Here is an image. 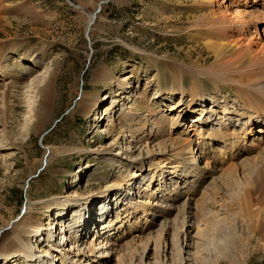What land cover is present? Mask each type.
Here are the masks:
<instances>
[{
	"label": "rangeland",
	"instance_id": "obj_1",
	"mask_svg": "<svg viewBox=\"0 0 264 264\" xmlns=\"http://www.w3.org/2000/svg\"><path fill=\"white\" fill-rule=\"evenodd\" d=\"M194 1L0 0L1 249L11 247V242H3L11 236L12 222L19 218L30 197L36 202L35 219L45 225L58 220V224H65L67 229L65 244L71 249L65 250L68 254L58 252L63 243L58 235L60 229L57 234L45 230L39 238L32 239L41 245L47 262L54 259L55 264H117L118 261L121 264H237L235 259L245 255L246 264H264V200L257 201V197L262 198L264 189L259 193L253 191L255 209L261 210L254 232L248 222L239 217L236 202L240 189L248 185L242 183L241 186L238 180L253 177L254 170L240 165L235 173H224L223 179H219L220 170L209 171L210 175L202 180L193 197L198 202L196 208L190 209L191 215L186 214L184 208L186 197L168 199L173 193V183L165 185L164 197L161 192L152 197V191L145 189L150 178L148 170L140 176L132 175L142 172L139 171L141 160H146L147 168L151 160L157 161L164 153L163 143L168 142L169 135L165 126L179 116L178 112L186 108L190 99L188 93H170L165 58L182 57L189 64L204 67L213 61L202 41L188 39L190 30L204 14L192 6ZM92 16L94 21L89 23ZM150 57L158 67L152 65ZM111 74L126 78L131 87L125 90L114 84L106 86L105 79ZM232 85L223 83L219 91L206 80L207 96L216 97L219 106H214L209 99L195 105L193 112L181 113L180 130L188 129L193 123L198 125L193 120L203 115V108L210 107L217 110L214 117L219 121L213 125L214 130L239 129L229 120H223L226 118L224 108L237 106L244 110ZM127 91L131 93L126 94ZM4 93L10 95L8 102L3 100ZM83 93H86L87 103L103 97L102 108H114L102 117L100 106L87 115ZM36 100L44 105L39 119L31 111ZM112 119L118 124L114 131ZM255 137L258 134L249 141L257 140ZM114 143L119 145L113 153L104 152ZM49 147L68 151L55 155L49 165H41ZM246 157L240 154L237 161ZM258 165L262 168L261 163ZM170 166L166 165L167 170ZM188 171L199 172L191 168ZM125 178L131 181L129 188L125 186L118 195L111 193L109 199H98L91 207L84 205L85 219L79 217L75 209L42 207L46 200L68 195L84 202L90 195ZM154 182L150 187L156 191L159 181ZM119 195L121 198L117 200ZM213 195L217 196L216 200H212ZM149 199L150 203H146V207L150 204L149 212L143 213L131 205V202L142 203ZM106 209L110 211L109 216L101 217L100 213ZM64 211L69 212V216L62 220L60 216ZM118 211L122 216L133 212L129 219L138 226V231L124 235L115 246L127 243L135 234L153 241L136 258L130 254L121 258L112 253L83 256L81 252L87 250L93 240V235H86L83 230L84 220L91 221L94 228L93 223L105 217L115 218ZM186 222L193 226L189 229L194 236L192 247L182 243ZM198 225L202 229L200 236ZM164 226L167 232L163 233ZM0 264H28V261L0 258Z\"/></svg>",
	"mask_w": 264,
	"mask_h": 264
},
{
	"label": "bare ground",
	"instance_id": "obj_2",
	"mask_svg": "<svg viewBox=\"0 0 264 264\" xmlns=\"http://www.w3.org/2000/svg\"><path fill=\"white\" fill-rule=\"evenodd\" d=\"M192 6H195L198 10H202L204 14L203 17H199V20L196 21L197 24L190 30L188 39L190 41H202L203 45L213 57V61L209 66L204 67L196 63L189 64L182 57L165 58V64L169 71L168 87H170V93L172 95H185V93H188L190 99L186 108L178 112L179 116L173 117L168 123V126H165L166 132L169 135L167 139L168 142L163 143L164 153L159 156L157 161H155V158L151 160L147 168H145L146 160H141L139 171L142 172H133L132 175L133 177H135V175L140 176L148 170L150 178L145 189L152 191L150 193L152 197H155L157 192H161V196H163V191L166 190L165 185L167 182L173 183V193H171V198L168 199H175L178 196L186 197L187 206L184 208L185 211L187 210L186 214L191 215L190 209L193 210L196 208V202H198L196 199L194 200L193 197L198 191V188L202 185V180L208 174L210 175L209 171L220 170L221 176L219 179H223L222 176L224 173H235V171H238V166L240 165L244 166L243 168H249L251 171L254 170L255 174L253 177L249 176V179L246 177L238 180L240 181L238 182L240 183L239 185L242 183L248 185L247 188L240 189L241 191L236 199L239 207V217H243L244 219H242L248 222L250 229L254 232L258 227L256 221L259 220L261 210L255 209L256 198L253 195V191L259 193L264 189V138L260 135H264V0H195ZM93 21L94 18L92 16L89 23ZM150 60L153 66L158 67L153 57H150ZM206 80L211 81L219 91H221V85L223 83L228 82L233 84L232 86L236 89V96L243 103L244 110H241L237 106L224 108L225 114L223 117L226 116V118H223V120H229L230 123L239 126V129L230 131L228 129L223 130L217 128L214 130L213 125L218 124L219 121L217 122L216 117H214L215 113L217 114V110L210 107L207 110L203 108V115L193 120L196 121L198 125L193 123L192 125H188L190 126L188 129L180 130L181 124L179 125L178 117L181 116V113L184 115L191 113L195 110L193 109L195 105L199 104V102H206L209 99L213 100L211 101L214 103V106H219L217 100H215L216 97L213 96L209 98L207 96V91L205 90ZM104 83L106 86L112 84L118 85L121 89L125 90L131 87L128 86L129 81L126 78L116 76L115 74L108 75ZM188 85L189 87H187ZM129 93H131V91L126 92V94ZM4 94L6 95L3 97V100L8 102L10 95H8V93ZM136 95L137 94H134V96ZM105 97L108 99L110 98L108 94H106ZM126 98H129V96H126ZM222 101L225 102V100ZM82 102L87 104V115L93 114L99 106L100 117H102L103 114L108 115L114 108V106L102 108L104 103L103 97H96L92 99L90 103H87L86 93H83ZM113 102H117V100ZM43 106L42 103L36 100V105L32 106V115L34 117L37 116L39 119ZM205 110L208 111L206 114H204ZM103 118L105 119V116ZM174 118L178 119L176 120ZM218 118H220V116H218ZM244 119L245 121L243 122ZM111 129L112 131L118 129V124L115 119H112ZM255 134H258V137H255L257 140L249 141ZM131 136L133 137L134 135L131 134ZM194 136L202 138L203 140L195 141L193 138ZM195 143L198 145L197 148H195ZM132 144L133 143H131V145ZM216 144L220 147H217ZM116 145L119 144L114 143L108 148H105L104 152L113 153ZM65 151L68 150H58L49 147L41 161V165L44 163L49 165L55 155L60 153L63 154ZM72 151H74V149H72ZM240 154L247 155V157L250 155V157H246L238 162L237 159L240 157ZM257 162L261 163L262 168H259V163ZM166 165H171L170 170H167ZM217 165L223 166L224 168L217 167ZM189 168L198 170V174H193L195 172L188 171ZM249 175H251V173ZM155 180L159 181L156 191L152 190L150 187L152 183L155 185ZM228 184H230V182ZM130 185L131 181L125 178L113 183V185L105 190H101L97 194L90 195L85 198L84 202L76 198H71L68 195L63 198L54 197L48 202L46 200L44 204L42 203V207H60L65 210L68 209V211L75 209L74 211L79 213L78 216L85 219L83 213L85 209L84 205L91 207L98 199L100 201L109 199L111 193L116 192V195H118L121 190L125 189V186L129 188ZM132 189L133 188H130L129 190ZM217 191L218 189L215 190L214 195ZM127 192L131 193V191ZM174 192L177 196L173 195ZM214 195L212 200L213 198L214 200L217 199V196L215 197ZM261 197V199L257 197L258 202L264 200V194ZM118 198L120 199L121 196L119 195L116 199L118 200ZM77 200L80 202L79 204L76 203ZM149 201L150 199L148 201H141L142 203L135 201L131 202V205H133V208H139L143 213H146L149 212L148 208L150 207H148V205L150 204L147 205L148 208L146 207V203H150ZM38 203L40 204L41 202L39 201ZM34 205H36V202H33L30 197H28L21 215L17 220L12 222L11 236L6 238V242H3V244L11 242V247L7 248L4 246L2 249L0 248L1 259L10 261L23 258L28 261V264H55L54 259H48L49 261H46L47 255L45 256V254L42 253L43 250L41 249V245H37L32 240L33 238H39L40 235H43L45 230L53 231L57 234L58 229H60L58 235H61L60 241L63 243H60L58 252L68 254L65 250H71L70 248L67 249V245L65 244V240L68 239L65 224H58V220L49 222L46 225L41 223V221L33 217ZM79 206L84 208L77 209ZM109 213V209H106V211L100 213V216L104 217L106 214L109 216ZM131 213L133 214V212H128L126 215L122 216V213L118 211L115 218L108 219V217H105L104 219H99L98 223H93V226L95 225L94 228L91 227V221L86 222L84 220L85 223L82 225L86 226L83 230H86V235L92 234L93 240L88 245V249L81 252L82 255L89 257L91 254L96 255L99 253V255H101L112 253V255L119 254L121 258H124L130 254L133 258H136L137 254L141 253L144 248H147L152 240L151 238L145 236L136 237L135 234V236L132 235L134 238L131 237L132 240L127 243L123 245L120 244L121 246L118 247L115 246L119 244L124 235H128L131 232L134 234L138 231V226L134 225V222L129 219ZM67 216H69V212L66 214V211H64L60 217L63 220L67 218ZM58 225H60V228ZM126 225L128 227H126ZM186 226L187 228L184 231L182 243L186 245V247H192L194 245V236L190 235L189 229L193 226L189 223H187ZM197 228V233L200 236L202 229L200 225H198ZM120 230H122L123 233L120 234ZM165 231L167 232V229L164 226L163 233ZM141 258L143 259L144 255H141L140 259ZM235 260L237 264H246L247 262L245 255H240L239 259ZM117 264L121 263L118 261Z\"/></svg>",
	"mask_w": 264,
	"mask_h": 264
}]
</instances>
